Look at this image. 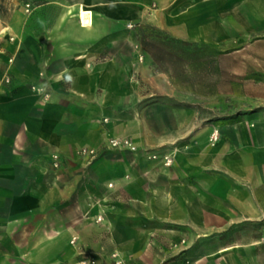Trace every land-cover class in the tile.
<instances>
[{"label": "crops", "instance_id": "crops-1", "mask_svg": "<svg viewBox=\"0 0 264 264\" xmlns=\"http://www.w3.org/2000/svg\"><path fill=\"white\" fill-rule=\"evenodd\" d=\"M239 3L13 0L12 17H0V264H79L83 247L125 259V247L145 246L141 209L136 219L124 208L86 205L99 184L139 206L149 191L155 221L198 232L264 216L262 126L198 125L193 108L156 100L176 89L135 33L148 23L218 46L228 28L243 31L244 16L264 25V0H245L244 10ZM111 138L129 148L88 153ZM146 150L168 151L170 167L151 164ZM250 264H264V252Z\"/></svg>", "mask_w": 264, "mask_h": 264}, {"label": "rangeland", "instance_id": "rangeland-1", "mask_svg": "<svg viewBox=\"0 0 264 264\" xmlns=\"http://www.w3.org/2000/svg\"><path fill=\"white\" fill-rule=\"evenodd\" d=\"M241 1L235 9H245V0ZM10 4L13 0H0V17L3 19L12 17ZM25 6L24 12H28ZM243 21V31L228 28L230 39L218 46L200 48L197 60L188 56L177 59L166 53L158 65L153 61L154 71L166 74L176 89V97L154 98L158 101L164 99L175 107L193 108L198 125L243 123L260 125L264 132V25L256 26L250 17L245 16ZM125 28L131 27L126 24ZM191 51L189 49L188 52ZM100 153L95 156H100ZM144 153L151 164L171 165L168 151L146 150ZM152 154L157 157L152 158ZM110 186L99 184L97 196L84 200L86 205L101 210L124 208L136 219H140L138 211L141 209V216L147 215L149 227L146 243L141 247L133 244L125 247L129 251L125 259L122 253L95 254L92 248L83 247L82 260L92 259L90 264H236L237 261L250 264L254 253L264 252L263 215L233 221L227 224L226 229L198 232L185 225L173 226L155 221V200L149 191L146 206H139L136 200H129L123 192L110 191ZM106 217L100 211L96 219L103 222ZM100 233L106 234V229ZM140 233L142 231H132V239Z\"/></svg>", "mask_w": 264, "mask_h": 264}, {"label": "trees", "instance_id": "trees-1", "mask_svg": "<svg viewBox=\"0 0 264 264\" xmlns=\"http://www.w3.org/2000/svg\"><path fill=\"white\" fill-rule=\"evenodd\" d=\"M135 33L140 45L156 65L161 62L166 53L177 59L188 56L192 60H197V51L200 48H209L206 44L173 38L165 31L148 23L137 26ZM189 49H192V51L188 52Z\"/></svg>", "mask_w": 264, "mask_h": 264}, {"label": "built area", "instance_id": "built-area-1", "mask_svg": "<svg viewBox=\"0 0 264 264\" xmlns=\"http://www.w3.org/2000/svg\"><path fill=\"white\" fill-rule=\"evenodd\" d=\"M25 7H26L25 10L28 11L29 10V5L26 4ZM5 82H9V77L8 76L5 78ZM32 89L37 90V88H35V87H32ZM124 148H129V144H128V142L126 140L119 141V140H116V139L111 138V139L108 140L107 144L103 145L98 150L91 149V150H88V153L90 155H96V154H99L100 152H103L104 150H107V149H124ZM81 151L82 152H85V150H81ZM151 157L152 158H156L157 155L152 154ZM53 158L56 159L57 156L56 155H53ZM164 159H166V156L164 157ZM54 164L56 165L57 162L54 163ZM90 263H93V260L92 259L82 260V261L79 262V264H90Z\"/></svg>", "mask_w": 264, "mask_h": 264}, {"label": "water", "instance_id": "water-1", "mask_svg": "<svg viewBox=\"0 0 264 264\" xmlns=\"http://www.w3.org/2000/svg\"><path fill=\"white\" fill-rule=\"evenodd\" d=\"M81 22L82 24L84 25H87L90 23V14H89V11L87 10H84L81 14Z\"/></svg>", "mask_w": 264, "mask_h": 264}]
</instances>
